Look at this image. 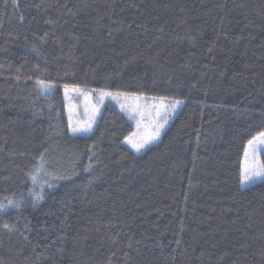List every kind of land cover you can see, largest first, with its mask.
I'll use <instances>...</instances> for the list:
<instances>
[{
	"label": "trees",
	"instance_id": "obj_1",
	"mask_svg": "<svg viewBox=\"0 0 264 264\" xmlns=\"http://www.w3.org/2000/svg\"><path fill=\"white\" fill-rule=\"evenodd\" d=\"M65 85L182 106L136 154L109 103L71 134ZM261 132L264 0H0V264H264Z\"/></svg>",
	"mask_w": 264,
	"mask_h": 264
},
{
	"label": "rangeland",
	"instance_id": "obj_2",
	"mask_svg": "<svg viewBox=\"0 0 264 264\" xmlns=\"http://www.w3.org/2000/svg\"><path fill=\"white\" fill-rule=\"evenodd\" d=\"M62 92L64 95L68 122L71 120L74 126L81 128L86 127L91 123L90 131L78 132L76 135H89L93 131L99 115L107 103L112 104L113 106L115 105L119 111L131 118L134 122L135 128L133 133L125 139L124 143L136 154L142 153L146 148L155 144L159 140L161 134L166 130L182 106V101H180L173 111L172 105L179 100L162 99L150 96H132L120 93L117 95V93L109 91L104 92L112 93V95L102 96L99 90H83L74 86L68 87L67 95L65 94V87H63ZM158 112L161 114L160 116L157 115ZM165 116L167 118L166 123H164L163 119ZM156 123L164 124L159 138L153 143L147 145L141 151L137 152L127 140L131 138L134 142L141 141L147 133L154 130V125ZM70 133L73 134L71 130ZM245 150H247L248 156L245 158V155L243 154L241 172L242 169H258L262 165L261 156L264 154V143H254L252 146L247 144ZM263 179L264 178H259L254 182L241 184V187L243 189L247 188Z\"/></svg>",
	"mask_w": 264,
	"mask_h": 264
},
{
	"label": "snow or ice",
	"instance_id": "obj_3",
	"mask_svg": "<svg viewBox=\"0 0 264 264\" xmlns=\"http://www.w3.org/2000/svg\"><path fill=\"white\" fill-rule=\"evenodd\" d=\"M48 33L45 32L44 36H47ZM41 42H43V39H41ZM36 84L38 87H40L43 91H48L51 88H53L55 85L52 84L51 82H46L43 80H37ZM67 90H68V86L65 85V94L67 95ZM75 90V89H74ZM101 95H112V93H106L104 92L103 89L100 90ZM117 95H119V93H117ZM180 103V101H176L175 104L172 105V110H175L176 105H178ZM158 116H160L161 114L158 112L157 113ZM164 119V123L167 122V118L166 116L163 118ZM94 120V117H93ZM164 124L163 123H156L154 125V130L147 133L146 136L139 142H134L131 138H129L127 140V142L129 144L132 145V147L137 151H141L143 148H145L147 145L153 143L155 140H157L160 136V132L163 129ZM69 128L71 130V132L75 135L78 132H87L91 130V123H89L86 127H77L74 126L71 122V120L69 121ZM254 143H264V132H261L258 134L257 137H253V139L248 141V145L252 146ZM245 158H247L248 156V152L247 150H245ZM44 157L43 155H41V160H43ZM87 170V169H86ZM65 178L64 176H60V175H56L53 176L52 179H63ZM259 178H264V165H261L258 169H242L241 172V184H245V183H250V182H254L256 179ZM33 182H35L36 178L35 176L32 177ZM48 187H53V184L51 182L48 183ZM29 195H34L35 199L37 202L41 201L43 199L42 195H38V194H34V193H29ZM9 204H13L15 207L19 208L20 207V202L19 201H9ZM3 206H0V210H2ZM4 228L8 229L9 231H12L15 229L16 225L15 224H8L5 223L3 225Z\"/></svg>",
	"mask_w": 264,
	"mask_h": 264
}]
</instances>
